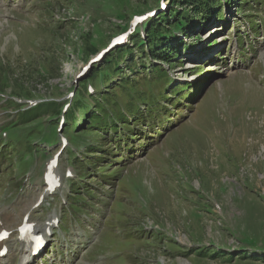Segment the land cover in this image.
Returning <instances> with one entry per match:
<instances>
[{"label":"rangeland","instance_id":"374dc122","mask_svg":"<svg viewBox=\"0 0 264 264\" xmlns=\"http://www.w3.org/2000/svg\"><path fill=\"white\" fill-rule=\"evenodd\" d=\"M160 1L0 0V86L5 80L11 82L1 93L12 95L15 87H10L15 86L18 79L29 93L43 101H57L62 106L70 103L72 98L68 95L84 85L83 78L90 79L93 70L105 67L102 60L91 63L84 74L82 68L114 38L127 29L133 31L134 18L157 9ZM252 1L249 0L250 5L255 6ZM194 3L191 1L184 7L192 11ZM230 3L224 5L233 17L229 25L225 21H214L209 28L200 15L194 14L200 26L188 30L184 38L187 47L200 52L217 45L213 51L210 47L207 55L191 58L179 44L166 53L168 62L162 66L165 69L175 66L174 60L183 63L176 62L173 76H189L197 83L204 81L202 97L192 116L167 133L142 161L130 164L132 167L105 220L103 203L90 202L89 197H94L90 193L78 198L77 204L67 212L65 223L75 228L84 227L82 218L90 219L86 236L90 235V228L102 229V236L89 248L82 264H264V37L260 35L255 40L260 53L250 51L255 63L251 73H239L220 81L217 79L224 73V65L212 63L220 50L237 42L239 35L244 37L245 46L254 42L250 39L256 36L247 18L250 12L260 18L263 11L253 10L249 5L241 9L235 0ZM6 11H10L9 23L2 20ZM219 12L224 14L221 8L217 14ZM215 30L217 32L213 33ZM248 33L247 38L244 35ZM90 36V43H96L98 49L88 57L83 50ZM132 44L127 47L131 48ZM123 48L125 46L118 45L107 55L112 52L116 55L115 51ZM147 50L146 45L133 49L132 61L124 56L121 71L108 72L109 87H117L121 82L123 85L135 83L138 77L142 81L149 78L148 73L156 70L154 65H160L162 60L154 59ZM178 52L181 55L174 58ZM5 70L9 71V77ZM89 85L102 89L92 81L87 89ZM120 91L121 87L118 93ZM2 99L0 97V133L18 114L16 108L4 106ZM14 101L24 100L14 97ZM21 105L23 111L30 107L25 103ZM53 115L47 112L37 120L49 121ZM62 135L63 131L60 137ZM60 147L61 142L47 148L38 166L32 165L25 171L19 163L10 167L9 163L0 162V209L10 208L15 212V219H21L24 208L27 210L36 202L42 177L39 174L46 160ZM66 169L74 170L67 165L64 152L62 172ZM33 176H38V181L34 182ZM69 181H64L59 200L50 198L49 203L36 210L34 217L44 219L70 204ZM63 199L66 204L62 203ZM98 221L100 224L96 225ZM151 224L158 229L146 230ZM164 227L167 230L162 233ZM66 237L70 240L71 231ZM180 239L186 245L177 241Z\"/></svg>","mask_w":264,"mask_h":264},{"label":"trees","instance_id":"16d2710c","mask_svg":"<svg viewBox=\"0 0 264 264\" xmlns=\"http://www.w3.org/2000/svg\"><path fill=\"white\" fill-rule=\"evenodd\" d=\"M169 1V7L167 12L160 13L155 19H150L147 21L146 26H148L146 30L147 38L140 35L139 31L134 33L131 37V42L133 43L131 48H123L117 49L116 55L113 53L106 56L103 60L104 69L95 70L93 74L90 75V79L85 81L82 87L77 91V97L74 100V109L75 111H80L83 109L85 111L84 122L85 127H88L89 123L100 127L105 123L106 118L109 113L106 107H111L116 116L121 119L124 117L122 106L130 107L133 103L134 97L132 96V91L140 84L142 80L139 79L133 83L129 82L128 84L123 85V82L120 83L119 86L109 87L108 85V77L109 73L118 74L121 71V63L124 61V56L130 57L131 61L134 57L133 49L140 47V45H146L148 50L146 53L152 56L156 60L168 61V57L166 53L168 52L169 45L168 41L172 37V33L176 28H186L193 21L194 14H202L208 12V10L212 9L213 6H216L219 0H167ZM191 1H195L196 6L192 11H189L186 7L190 4ZM183 6V8H179V6ZM187 5V6H186ZM186 6V7H184ZM119 17L122 16L119 14ZM125 18V17H123ZM165 22V31L163 30L162 23ZM123 29V28H122ZM90 38L86 43V47L83 50V53L90 57L94 53H96L98 49V45L95 43H90ZM148 39V40H146ZM97 45V46H96ZM170 50V49H169ZM130 61V62H131ZM161 62V61H160ZM155 69L150 73V76L153 79L161 82L167 74H165L164 70L158 65H154ZM95 69V68H94ZM44 71V69H43ZM107 71V74L105 73ZM125 71V70H124ZM121 73V72H120ZM5 74L9 77V71L5 70ZM98 77V78H97ZM97 78V79H96ZM10 79V78H8ZM6 81V80H5ZM3 83L0 86V93L5 92L4 86L9 88L10 83ZM20 80L15 79V86L10 87L13 90V94L9 95L10 97H22L25 100H42L39 96H36L32 93H29L27 88L23 84L19 83ZM92 81L102 87V89H96V95H90L86 89L87 82ZM121 91L118 93V89ZM118 88V89H116ZM9 91V90H8ZM36 93V91H33ZM7 108H16L19 112L15 120L11 121L9 128L15 129L10 134V141L8 145V153L9 155H13L15 152L19 150V146L22 149V145L25 144L24 154L33 153L34 146L33 143L35 140L41 139L43 142L53 143L55 142L56 137V123L52 124L48 121L42 122L41 120H37L41 118L45 113L54 114V118L58 117L61 112V105L57 103V101H44L39 104L35 108L27 109V111L22 110V106L13 100L8 101L6 103H2ZM68 125L66 130L69 131L73 122L71 112L67 115ZM28 129V130H27ZM41 155H44L42 153ZM40 155V156H41Z\"/></svg>","mask_w":264,"mask_h":264},{"label":"bare ground","instance_id":"6f19581e","mask_svg":"<svg viewBox=\"0 0 264 264\" xmlns=\"http://www.w3.org/2000/svg\"><path fill=\"white\" fill-rule=\"evenodd\" d=\"M230 18H233V17H230ZM205 19V21H210L211 20V18L209 17V16H207V17H202V20H204ZM214 20H216V21H218L219 19H214ZM223 20H225L224 18H223ZM213 23V22H212ZM5 25L3 24L2 25V27H4ZM177 45V42L176 43H174L173 45H172V47L171 48H175V47H173V46H176ZM262 112V111H261ZM42 226L41 225H37L36 226V231L37 230H39L40 228H41ZM185 242V241H184Z\"/></svg>","mask_w":264,"mask_h":264}]
</instances>
